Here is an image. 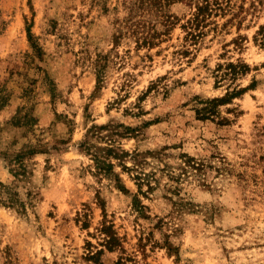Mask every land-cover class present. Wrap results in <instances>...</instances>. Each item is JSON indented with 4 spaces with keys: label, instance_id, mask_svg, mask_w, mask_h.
I'll return each mask as SVG.
<instances>
[{
    "label": "rangeland",
    "instance_id": "374dc122",
    "mask_svg": "<svg viewBox=\"0 0 264 264\" xmlns=\"http://www.w3.org/2000/svg\"><path fill=\"white\" fill-rule=\"evenodd\" d=\"M130 1L0 0V264H94L105 220L124 251L103 264H264V0H233L195 41L182 20L152 48L124 27ZM237 60L251 72L217 82ZM254 80L219 116L198 117L201 100ZM109 123L133 129L116 127V146L142 154L154 191L124 167L132 156L99 173L82 145L106 146L91 128ZM32 148L47 151L22 168Z\"/></svg>",
    "mask_w": 264,
    "mask_h": 264
},
{
    "label": "trees",
    "instance_id": "16d2710c",
    "mask_svg": "<svg viewBox=\"0 0 264 264\" xmlns=\"http://www.w3.org/2000/svg\"><path fill=\"white\" fill-rule=\"evenodd\" d=\"M184 7L186 12L190 11L189 16L184 14L179 15V12H175L176 7ZM233 0H134L128 4V15L124 21V27L127 29V33L132 34L136 40L138 46L155 47L159 43V39L162 35L170 34L171 30L180 23L182 20H186V24L183 25L188 30V35L192 41L197 40L203 34L201 30L205 24L213 17L219 16V14H225L229 10L233 9ZM173 9V11H172ZM30 40L33 42L34 36L29 30ZM120 35L115 34V40L119 42ZM255 41L264 48V24L260 26L259 30L255 35ZM36 44L33 42V47ZM187 54V52H185ZM102 59V58H101ZM101 59H98L97 64V78L98 85L100 88L104 80L103 65ZM251 72V66L243 60L229 61L219 64L218 67L213 71V75L217 82H229L230 84L235 83L241 77L246 76ZM154 86V85H153ZM257 86V81L254 80L248 87L242 88L235 86L232 90L223 96L216 97L207 100H201L202 107L197 108V115L201 120H207L215 118L220 115L219 107L232 102V100L238 96H241L247 90L254 89ZM153 88V87H151ZM29 118V114L25 116ZM33 119V118H31ZM20 120V118H19ZM224 121V120H223ZM228 120H226L227 122ZM116 127H124L126 132L123 135H127L130 131H133L131 127L124 126L123 124L109 123L107 125H94L91 128L92 135H97V139L105 141L106 146H95L90 138L88 137L83 143L82 147H85L87 151L93 152V157L99 173L109 174L113 173L115 163L113 159L124 160L129 156H132L135 162L133 169L128 166H124L129 170H137L136 179L139 181V186L142 190V185H148V191H154L155 187L151 184L150 174L138 171L144 164V159L141 153L135 152L131 155L125 150H121L116 146L114 137L116 134L121 135L122 133L116 130ZM103 131H109V134L103 135ZM95 147V149H94ZM54 149H59L54 146ZM49 150V148H47ZM47 150H41L40 148H32L29 150L22 151L17 155V159L22 161V168L25 167L23 159L44 152ZM185 165L192 166L193 168L200 170L201 164H197L190 156L187 157ZM204 167V165H202ZM127 191V190H126ZM142 193V192H141ZM138 201V200H137ZM139 210L144 208L141 201H138L137 208ZM103 236L102 248L96 251L89 252V259L94 261V264H103L101 256L105 251L114 252L116 250L124 251V246L120 236L114 228V225L108 224L105 220L103 221L101 228L99 229ZM173 251V248H170ZM177 253L178 249L176 248ZM116 264H127L126 259L122 256Z\"/></svg>",
    "mask_w": 264,
    "mask_h": 264
}]
</instances>
